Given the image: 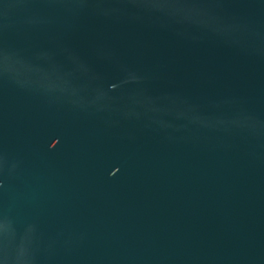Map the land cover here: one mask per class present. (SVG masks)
Segmentation results:
<instances>
[{"label": "water", "instance_id": "water-1", "mask_svg": "<svg viewBox=\"0 0 264 264\" xmlns=\"http://www.w3.org/2000/svg\"><path fill=\"white\" fill-rule=\"evenodd\" d=\"M0 264H264V0H0Z\"/></svg>", "mask_w": 264, "mask_h": 264}]
</instances>
